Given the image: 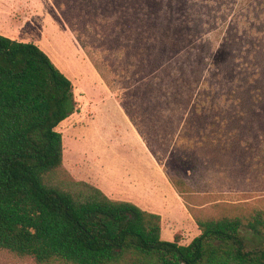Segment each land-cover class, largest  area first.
Segmentation results:
<instances>
[{
    "label": "trees",
    "instance_id": "16d2710c",
    "mask_svg": "<svg viewBox=\"0 0 264 264\" xmlns=\"http://www.w3.org/2000/svg\"><path fill=\"white\" fill-rule=\"evenodd\" d=\"M236 2L91 0L112 18L120 16L121 28L133 30L131 49L144 55L132 63L127 93L142 90L140 107L152 109V119L178 136L191 139L196 124L201 146L227 142L230 134L233 145L243 147L264 131V3L251 0L247 8L254 6L255 15L231 17ZM212 36L216 43L209 45ZM119 103L162 164L136 106ZM79 108L73 81L39 45L0 34V249L39 263L264 264L262 207L235 204L203 214L187 201L185 181L166 171L200 230L183 244L178 232L173 240L162 238L160 213L76 179L64 166L56 127ZM212 125L214 136L207 133Z\"/></svg>",
    "mask_w": 264,
    "mask_h": 264
},
{
    "label": "rangeland",
    "instance_id": "374dc122",
    "mask_svg": "<svg viewBox=\"0 0 264 264\" xmlns=\"http://www.w3.org/2000/svg\"><path fill=\"white\" fill-rule=\"evenodd\" d=\"M7 1L15 4L24 0H1L0 4ZM31 1L44 25L30 22L24 28L47 33L46 44L40 47L76 86L79 111L56 127L63 135L64 166L76 179L94 183L103 190L101 182L106 181L143 193L148 199L147 207L162 216V238L173 240L178 232L183 244L199 235L200 230L166 171L171 177L185 181L182 189L187 201L203 214L245 203L247 207L264 208V131L253 134L250 144L243 147L233 145L230 134L224 135L227 142L226 139L222 143L208 141L201 146L196 124L190 132L191 139L178 136V130L171 132L170 126L152 119V109L140 107L138 93L142 90L127 93L126 89L134 82L136 69L132 63L144 55L131 49L133 30L121 28L120 16L112 18V14L97 9L91 0H59L65 14L53 0ZM250 1L237 0L234 10L229 11L231 17L255 15L254 6L247 8ZM65 19L70 20L74 31ZM212 38L209 45L216 43ZM87 53L100 63L111 87L94 68ZM146 63L144 60L141 72L148 66ZM206 79L211 82L210 76ZM117 94L130 106H136L137 120L162 164L136 138ZM214 129V125L210 126L207 133L212 130L214 136ZM119 177L123 180L117 181ZM0 264L66 263H39L31 256L0 249Z\"/></svg>",
    "mask_w": 264,
    "mask_h": 264
},
{
    "label": "crops",
    "instance_id": "0c3cea01",
    "mask_svg": "<svg viewBox=\"0 0 264 264\" xmlns=\"http://www.w3.org/2000/svg\"><path fill=\"white\" fill-rule=\"evenodd\" d=\"M18 5H21V6L18 7ZM33 6L34 5L31 0H27V1L24 0L22 1V3L18 2L15 4L10 1H7L5 5L0 4V34L8 36L12 39H16L18 41L33 42V43L39 44V46H45L46 44L45 38H47L48 36L46 32L41 33L39 31L38 33H35L34 31L26 30L23 26V25L26 26V24L30 22L35 23L38 26L44 25V23H41L43 21L42 18L40 17L41 15L40 16L39 14L37 15L38 10H36L35 7ZM31 12L34 14H32ZM47 23L48 21L46 20L45 21L46 26L48 25ZM63 25L65 26L64 23ZM75 89H76V86H74V90ZM129 123L135 133L136 138L139 140V142L143 146H145L146 150H148L147 149L148 146L144 138L142 137V135L139 133L138 129L135 127V125L133 124L131 120H129ZM148 152L150 151L148 150ZM151 156L152 158L154 157L152 154ZM121 180H123V177L122 178L119 177L117 179V181H121ZM101 183L104 186V192L109 197L113 199L132 201L146 210H149L152 212L154 211L147 207V204H148L147 197L143 193L138 192V190L136 191L128 187H121L117 185L116 183L109 184L106 181H103Z\"/></svg>",
    "mask_w": 264,
    "mask_h": 264
}]
</instances>
